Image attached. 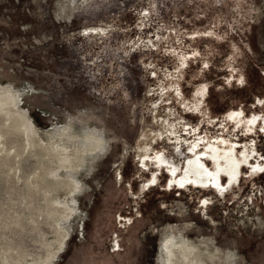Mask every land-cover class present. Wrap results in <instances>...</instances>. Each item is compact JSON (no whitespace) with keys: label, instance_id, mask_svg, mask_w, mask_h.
I'll return each mask as SVG.
<instances>
[{"label":"rangeland","instance_id":"rangeland-1","mask_svg":"<svg viewBox=\"0 0 264 264\" xmlns=\"http://www.w3.org/2000/svg\"><path fill=\"white\" fill-rule=\"evenodd\" d=\"M0 85L38 132L0 113V264H162L173 240L264 264V0H0ZM67 124L107 141L71 213L49 134ZM230 143L238 183L169 189L170 166Z\"/></svg>","mask_w":264,"mask_h":264},{"label":"bare ground","instance_id":"bare-ground-1","mask_svg":"<svg viewBox=\"0 0 264 264\" xmlns=\"http://www.w3.org/2000/svg\"><path fill=\"white\" fill-rule=\"evenodd\" d=\"M18 95V91L11 90L10 86L0 85V113L2 112L6 116L15 114L17 117H20L21 122L17 124L23 127L24 134L27 136V144L30 145V141L33 140H30L28 136H36L38 132L27 116L26 111L19 108L17 103ZM82 132L81 135L76 134L69 124L62 125L61 127L55 126L52 130H49L50 140H52V150L62 154V157L59 159H66L68 162L69 171L66 173V176L69 178L70 185L73 189L70 192L71 199L69 202L64 203V207L67 208L70 213L73 212L76 207L75 193H77L80 188L76 176L77 171L88 158L94 159L98 152L105 149L107 146V141L100 130L83 127ZM208 149L211 153L209 158H211L210 162L212 163V168L207 167L200 155L187 158L184 169L181 170L179 174H177L178 167L170 166L168 169L169 179L167 182L169 189L174 185L176 188L182 189L190 182L194 187L201 186L203 189L208 188L211 184L218 189L222 187L219 185V179L222 175H226L227 177L226 188L238 182V167L241 162H238L233 157L231 150H223V153H220L217 150L218 148L216 149V147L212 145L207 146V150ZM162 163L164 164V159L156 156L154 164L157 169L162 170L165 167ZM203 203L205 204L206 201ZM63 240L60 242V247L63 246ZM193 250L194 247L192 245L183 241H165L162 246L161 262L162 264H197L196 259L190 260Z\"/></svg>","mask_w":264,"mask_h":264},{"label":"flooded vegetation","instance_id":"flooded-vegetation-1","mask_svg":"<svg viewBox=\"0 0 264 264\" xmlns=\"http://www.w3.org/2000/svg\"><path fill=\"white\" fill-rule=\"evenodd\" d=\"M210 145H213V146H215L216 147V149L220 152V153H223V150H231V153H232V155H233V157L238 161V162H241V164L239 165V167H238V182L240 181V174H241V171H242V165L244 164V163H246V162H248V155L245 153V152H242L241 153V155L240 156H238L237 155V153H236V144L235 143H230V146H227V148H223L222 150H220L219 149V147L217 146V145H214V144H210ZM203 153H205V156H207V160H208V162H210V160H211V158H209V156H211L210 154V150L208 149L207 150V148H206V151H204ZM202 158V157H201ZM155 162V161H154ZM184 164H185V162L183 163V165L180 167V169L181 170H183L184 169ZM170 168V167H169ZM262 169V167H260V166H257L256 168H255V170H261ZM168 178H169V174H168ZM226 182V184H223L222 182ZM168 182V181H167ZM166 182V183H167ZM237 182V183H238ZM190 184H192L191 182L190 183H188V185H190ZM219 185L220 186H222V187H225L226 185H227V177H226V175H222V176H220V179H219ZM175 186V185H174ZM174 186H172V187H174ZM193 186V185H192ZM210 186H212L211 184L208 186L210 189H211V187ZM176 187V186H175ZM214 189H217L216 187H214V186H212ZM198 188H201V187H199L198 186Z\"/></svg>","mask_w":264,"mask_h":264}]
</instances>
